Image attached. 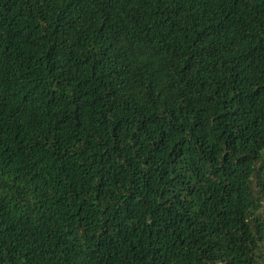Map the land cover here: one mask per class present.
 <instances>
[{
    "label": "trees",
    "instance_id": "trees-1",
    "mask_svg": "<svg viewBox=\"0 0 264 264\" xmlns=\"http://www.w3.org/2000/svg\"><path fill=\"white\" fill-rule=\"evenodd\" d=\"M0 264H264V0H0Z\"/></svg>",
    "mask_w": 264,
    "mask_h": 264
}]
</instances>
